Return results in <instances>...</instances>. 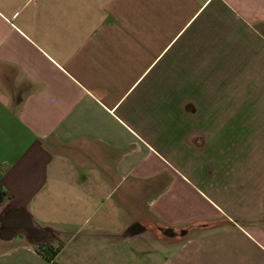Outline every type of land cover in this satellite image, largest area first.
Returning a JSON list of instances; mask_svg holds the SVG:
<instances>
[{"label":"crops","instance_id":"1","mask_svg":"<svg viewBox=\"0 0 264 264\" xmlns=\"http://www.w3.org/2000/svg\"><path fill=\"white\" fill-rule=\"evenodd\" d=\"M243 31L264 0H0V264H264V118L249 148L236 117L211 137ZM195 90L201 161L164 138L194 132ZM23 211L45 237H6Z\"/></svg>","mask_w":264,"mask_h":264},{"label":"rangeland","instance_id":"2","mask_svg":"<svg viewBox=\"0 0 264 264\" xmlns=\"http://www.w3.org/2000/svg\"><path fill=\"white\" fill-rule=\"evenodd\" d=\"M243 34L244 56L242 55V57L237 59L239 61L241 60V71L238 73L229 72L226 75V78L223 81L226 82V87L229 88L211 91L210 98L213 101L212 103H217L210 107L211 137L212 141L219 139L220 133L222 137H224L225 134H228L229 139H231V137L234 138L235 133H233L234 130L231 131V129H233L235 123L231 122V120L236 117L238 118L236 122L237 129L239 127L242 134V146L249 148L251 139L255 135L257 127L258 130L262 129V125H257L258 122L256 120L264 118V37L260 34H255L253 31L248 33L243 31ZM247 48L248 51L251 52L250 55H245V50H247ZM182 92L183 91L179 92L180 97ZM195 97L196 101L193 107H182L184 111L193 110L198 113L199 118L197 119H199V121H196L194 125L196 126L194 132L188 135V132L185 131L184 133L182 132V136L184 137L178 136L176 138H171L165 134L166 137L164 136V138L165 140L167 139L169 146H171L172 141L178 145H180L181 141H184L182 142V147L186 148L187 145H190L194 150L192 154L193 158L197 159V161H201L203 140H205L202 136L203 123L201 121L204 107L202 108L201 105H197L198 103H201V101L197 103V100L203 98V91L195 90ZM219 101L222 104H218ZM223 113H226L227 115L226 122L222 120L224 119V115H221ZM218 128L223 129V131L226 130L225 133L223 134V131L214 132V130H218ZM236 139H239L238 136ZM183 145H185V147ZM24 234L27 235L28 233L24 232Z\"/></svg>","mask_w":264,"mask_h":264},{"label":"water","instance_id":"3","mask_svg":"<svg viewBox=\"0 0 264 264\" xmlns=\"http://www.w3.org/2000/svg\"><path fill=\"white\" fill-rule=\"evenodd\" d=\"M12 214L13 213H9L7 217L4 219V223H3L4 229L9 230L10 235L6 236L8 239L13 238L14 235L20 230H24L26 233H28L27 235L29 237L31 236L32 238L35 239L43 238L46 236V234H48L47 229H42L34 224L32 217L27 212L23 211V213L18 217L13 216ZM162 231L165 235L168 236H174L179 234L183 235L188 232L187 230L183 229V231L179 233L177 231H174L173 228H169V227L162 228Z\"/></svg>","mask_w":264,"mask_h":264},{"label":"trees","instance_id":"4","mask_svg":"<svg viewBox=\"0 0 264 264\" xmlns=\"http://www.w3.org/2000/svg\"><path fill=\"white\" fill-rule=\"evenodd\" d=\"M7 193L5 192H0V205L3 204V201L5 200V197H6ZM222 222L224 221H210V222H206V223H197V224H194V225H191L190 228L193 229V228H209V227H214V226H217L219 224H221ZM37 247L44 251L45 253H48V255L50 256L51 259L54 260L56 254H57V251L59 249V247H56L55 245H52L50 243H46V242H42V241H38L37 242ZM55 264H59V262H57L56 260H54Z\"/></svg>","mask_w":264,"mask_h":264}]
</instances>
